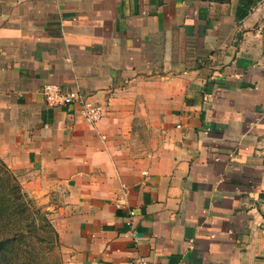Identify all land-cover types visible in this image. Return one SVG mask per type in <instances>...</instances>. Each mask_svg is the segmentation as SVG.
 <instances>
[{
  "label": "crops",
  "instance_id": "crops-1",
  "mask_svg": "<svg viewBox=\"0 0 264 264\" xmlns=\"http://www.w3.org/2000/svg\"><path fill=\"white\" fill-rule=\"evenodd\" d=\"M0 158L64 264H264V0H0Z\"/></svg>",
  "mask_w": 264,
  "mask_h": 264
},
{
  "label": "trees",
  "instance_id": "trees-1",
  "mask_svg": "<svg viewBox=\"0 0 264 264\" xmlns=\"http://www.w3.org/2000/svg\"><path fill=\"white\" fill-rule=\"evenodd\" d=\"M13 173L0 158V261L3 264H64L59 251L61 242L58 232L52 220L44 217L38 207L35 212L40 215L42 222L37 225L34 236L44 232L45 236L40 234V238L42 242L45 241L43 245L31 242L32 228L29 221L33 204L22 186L15 182ZM49 239L51 244L48 243ZM38 247L43 255L35 261L33 256Z\"/></svg>",
  "mask_w": 264,
  "mask_h": 264
},
{
  "label": "built area",
  "instance_id": "built-area-1",
  "mask_svg": "<svg viewBox=\"0 0 264 264\" xmlns=\"http://www.w3.org/2000/svg\"><path fill=\"white\" fill-rule=\"evenodd\" d=\"M43 94L50 105H78L81 116L88 122L96 123L106 114V108L100 103L89 100L80 91H66L57 84L48 83L43 87ZM134 212H132L133 214ZM126 264H158L144 256H137Z\"/></svg>",
  "mask_w": 264,
  "mask_h": 264
},
{
  "label": "rangeland",
  "instance_id": "rangeland-1",
  "mask_svg": "<svg viewBox=\"0 0 264 264\" xmlns=\"http://www.w3.org/2000/svg\"><path fill=\"white\" fill-rule=\"evenodd\" d=\"M137 147H142L144 144H133V146H136ZM13 176L15 177V182H17L18 184H20V186H22V190L26 193L28 199H30L32 201V204L33 206L30 208L31 210V216H30V221L29 223H31V228H32V234L30 236V240L31 242H36L37 245H43L44 244V241L42 242L41 241V238H40V234H42L43 236H45V233H39V234H36V237L34 236L35 232H37V225L39 223H41V217L40 215H38L35 211H36V207L40 208L41 211H42V215L45 217H47L48 219H51V214H50V209L49 207H47L48 203V199L47 197H44V196H38V195H35L32 191L28 190L24 184V177L23 176H20L18 174H16L15 172L13 173ZM35 207V208H33ZM28 224V223H27ZM36 225V229L34 228V226ZM34 236V237H33ZM60 240V239H59ZM48 243L51 244V241L50 239L48 240ZM46 244L49 246V244ZM59 251H60V254L62 255L63 259H64V250H63V247L62 245L60 246L59 248ZM42 255L43 253L41 252V248H37L36 250V255H34V260L35 261H38L40 258H42ZM0 264H3L2 261H0Z\"/></svg>",
  "mask_w": 264,
  "mask_h": 264
}]
</instances>
